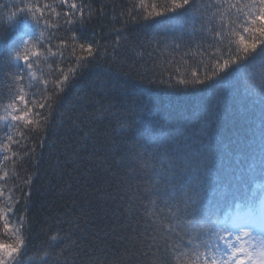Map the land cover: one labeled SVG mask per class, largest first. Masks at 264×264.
<instances>
[{
    "label": "snow or ice",
    "instance_id": "1",
    "mask_svg": "<svg viewBox=\"0 0 264 264\" xmlns=\"http://www.w3.org/2000/svg\"><path fill=\"white\" fill-rule=\"evenodd\" d=\"M13 7L19 9L18 13L9 16L6 29L0 26V83L7 95L6 102L0 96L3 112L0 126L7 141H0V153L11 152V156L0 157L4 161L18 155L11 146L20 143L15 136L28 139L24 130L42 134L55 131L58 127L55 113L71 92L74 80L96 67L108 52L106 48L102 52V45L84 37L75 27L83 28L97 14L84 0H53L42 5L21 0ZM99 13L103 14V6ZM61 17L66 28L59 22ZM123 17L133 22L144 21L146 30L160 28L146 42L148 47L154 44L171 52L183 49L180 63H187L185 57L188 56L199 57V65L206 67L203 76L199 74V67L192 68L190 73L178 75L173 84V73H180L179 67L169 72L175 57L163 64L153 61L152 68L142 74L150 84H157V79L153 78L157 76L159 83L164 84L163 76L168 73L167 87L177 91L178 86L220 89L229 93L233 101L243 104L249 101L255 104L259 100L261 148L258 156H248L243 161L240 187L232 193L231 200H217L208 195V189L212 185L219 188L225 182L230 184L228 172L217 165L209 151L192 143L194 137L183 125L160 119L134 121L135 127L121 122L113 129L120 137L116 140L101 130L108 108L93 106L92 111H86L87 97L70 103V110L59 112V116L61 125H66L76 137L75 143L66 145L71 155L65 161L74 171L84 163H95L97 168H104L115 177L123 169L124 176L116 183L118 193L126 181L141 170L151 171L149 187L139 197L141 201L148 199L147 205L142 204L143 215L150 221L145 223L141 233L144 244L137 248L133 243L135 251L125 248L120 261L111 264H127L132 257L135 264H264V0H151V3L131 0L130 6L120 12V18ZM113 18L118 19L115 15ZM62 28L66 38H59L54 51L48 42L58 38ZM37 29H40L38 35ZM45 29L53 31L46 37ZM113 30L121 31L114 27ZM186 36L190 38L188 41H185ZM119 43L117 40L118 46ZM125 46H131L139 57L145 55L143 42ZM64 49L70 50L74 59L67 71L57 65L59 76L50 81L48 77L54 69L49 60L57 56L63 59ZM146 54L152 57L151 52ZM42 62L50 70L47 74L41 68ZM148 71L152 72V77L148 76ZM38 109H46V113ZM129 140L133 142L129 144ZM40 143L41 146L45 143L43 135ZM12 164L15 168L14 160ZM7 176L5 172L0 180ZM26 183L32 184L30 176ZM131 186L127 183V187ZM137 188L139 190V185ZM3 195L0 191V197ZM30 195L29 192L27 196ZM220 195L223 196V192ZM18 203L9 193L8 201L0 207V234L7 238L0 239V264H33V261L36 264H85V256L87 264H105L94 252H89L80 237L73 238L75 233L71 227L61 228L66 221L59 218L55 231L49 229L42 247L33 252L28 235L30 222L25 215L15 216ZM28 203L26 197L25 213ZM132 207L129 205L128 210ZM222 207L227 210L221 216ZM81 212L84 214L76 221L77 231L79 220L88 223L90 215L83 208ZM136 231L132 228L133 233ZM173 234L178 239L172 240ZM74 250H79L76 252L79 261L71 257Z\"/></svg>",
    "mask_w": 264,
    "mask_h": 264
},
{
    "label": "trees",
    "instance_id": "2",
    "mask_svg": "<svg viewBox=\"0 0 264 264\" xmlns=\"http://www.w3.org/2000/svg\"><path fill=\"white\" fill-rule=\"evenodd\" d=\"M36 2L42 5L45 2L52 3L53 0H24V3ZM147 2L151 3V0ZM20 3L21 0H0V26L5 29L8 27L9 16L19 11L13 5ZM84 3L91 4L97 14L83 28L79 25L75 27L84 37L102 45V52L105 48L108 52L96 67L74 80L71 92L67 94L55 113V124L58 125L55 131L42 134L24 130L28 139L14 137L20 143L11 147L18 155L8 161L0 159V175L8 173L5 180H0V191L4 193L3 197H0V207L8 201L9 193L14 199L19 200L15 206V216L25 215L29 220L31 230L28 235L31 238L33 252L42 247L41 242L47 239L46 233L49 229L55 231L56 220L59 218L66 221L60 225L61 228L67 230L71 227L75 233L74 239L80 237L90 253L94 252L95 256L105 264H111L113 261H120L121 255L125 254V248L135 251L136 249L132 247L133 243L137 248L144 244L141 233L145 223L150 221L143 215L142 204L147 205L148 199L145 197L141 201L139 197L143 196V190L149 187L147 181L152 179L151 171L141 170L130 181H126L119 193L116 183L124 176L123 169L119 170L115 177L107 173L104 168H97L95 163H84L78 171H74L73 166L66 164L65 161L71 155L66 145L71 146L75 143L76 137L67 130L66 125H61L59 112L69 111L70 103H78L79 98L87 97L86 111H92L93 106L97 109L101 106L109 109L101 123V130L110 133L116 140H120V137L113 129H116L121 122L135 127L134 121L139 123L141 120L160 119L183 125L194 137L192 143L209 151L217 165L224 169L227 161H234L232 158H237V165L244 168L243 161L246 157L258 156L259 151H256L252 144L261 135L262 110L259 100H256L255 104L250 101L243 104L233 101L229 93L220 89L201 90L192 86L185 89L178 86L180 90L177 91L168 88V73L163 76L164 84L159 83L158 76L153 77L157 79V84H150L148 78L143 77L142 74L152 68L153 61L163 64L175 57L169 72L179 67L180 73H173L171 79L173 84L176 83L178 75L188 74L192 68L199 67V74L203 76L206 67L199 65V57L188 56L185 57L187 63H180L183 49L181 52H171L170 49L163 47L156 48L154 44L148 47L146 42L160 28L146 30L143 27L144 21L133 22L128 17L120 18L121 10H126L131 0H84ZM101 6H103V14L99 13ZM114 15L118 19H114ZM59 22L63 25V17ZM63 27L67 26L63 25ZM113 27L121 31H114ZM40 28H43V22ZM39 31L40 29H37V35ZM44 31L47 37L53 30ZM5 35L8 33L5 32ZM59 38H66L63 28L58 38L48 42L54 51ZM189 39L185 37V41ZM117 40L120 41L119 46L116 44ZM133 42L145 43L143 57L137 56L131 46H125ZM113 48L116 49L115 52L112 51ZM63 52V59L57 56L49 60L54 69L52 75L48 77L50 81L59 76L57 65L67 71L74 59L70 56V50L64 49ZM147 52L152 53L151 58L147 56ZM41 68L45 74L50 71L44 62L41 63ZM148 76L152 77L151 71H148ZM0 96H3L5 102L7 101L6 89L2 83H0ZM38 110L46 113V109ZM2 114L0 109V115ZM42 135L45 139L43 146L40 143ZM0 141L7 142L3 126H0ZM132 142V140L128 141L129 144ZM3 155L11 156V152L0 153V157ZM13 160L15 168H13ZM29 176L32 178L31 185L26 183ZM127 183L132 186L127 187ZM239 183V181H231L230 184L225 182L219 188L212 185L208 189V195L217 200L230 201L232 193L240 187ZM69 184L72 187H69ZM213 189L216 191L214 192ZM29 192L31 195L27 196ZM221 192L223 196L220 195ZM26 197L29 203L28 211L25 213ZM129 205L133 206L130 210H128ZM81 208L90 215L87 216L88 223L83 219L79 220L80 229L77 231L76 221L84 214ZM224 209L223 207L220 209V214ZM164 211L167 213V209ZM132 228H136L137 231L133 233ZM133 237L136 239L133 240ZM0 239L7 238L0 234ZM176 239L178 237L173 234L172 240ZM187 239L188 237L185 236V240ZM77 251L79 250H74L71 257H76ZM76 258L79 261V257ZM83 259L87 264L88 257L85 256ZM33 264L36 262L33 261ZM127 264H135V257L129 259Z\"/></svg>",
    "mask_w": 264,
    "mask_h": 264
}]
</instances>
